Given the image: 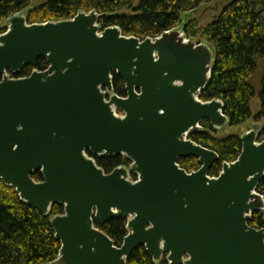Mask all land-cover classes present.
<instances>
[{"label":"water","instance_id":"95a60500","mask_svg":"<svg viewBox=\"0 0 264 264\" xmlns=\"http://www.w3.org/2000/svg\"><path fill=\"white\" fill-rule=\"evenodd\" d=\"M103 17L80 12L30 25L21 13L0 33V179L44 217L64 208L51 219L61 243L51 264H128L140 247L155 264L164 257L168 264H264V229L249 225L264 213L260 130L240 136L239 159L214 178L219 155L185 140L204 121L216 132L230 126L222 101L200 100L215 49L187 39L182 27L155 40L126 37L117 27L103 30ZM40 59L47 71L6 76ZM113 74L125 82V98L113 94ZM88 154L134 164L106 174ZM186 159L201 168L188 173L179 165ZM38 172L43 182L33 179ZM114 219L127 222L121 247L100 229Z\"/></svg>","mask_w":264,"mask_h":264},{"label":"trees","instance_id":"16d2710c","mask_svg":"<svg viewBox=\"0 0 264 264\" xmlns=\"http://www.w3.org/2000/svg\"><path fill=\"white\" fill-rule=\"evenodd\" d=\"M215 0H48L40 7L27 12L28 24H45L73 20L78 13L93 11L104 17L100 21L103 30L117 27L126 37L142 41L157 39L164 33L184 25L183 17ZM32 0H0V24L10 17L29 10ZM186 24V23H185ZM6 29L1 33H5ZM183 31L189 38L202 33L216 52L212 79L200 95L202 102L220 100L230 127L237 128L250 120L251 104L258 98L261 103L255 122L264 121V0H233L221 16L206 29H193L190 23ZM49 69L45 59L22 70L17 78L29 77L34 71ZM259 76V86L253 79ZM114 93L126 97L125 82L113 74ZM203 130L190 135V139L208 150L216 152L220 161L211 170V177H218L224 163L236 162L243 150L240 136L215 138L209 122L202 123ZM264 141V132L259 135ZM98 167L107 174L121 166L129 165L123 157L96 158ZM179 165L188 173L198 171L197 159L181 160ZM36 182H43V175H33ZM264 197V180L258 187ZM64 214V208L54 206L50 217H44L36 208L21 200L16 189L0 179V264H51L57 261L61 243L56 239L51 219ZM250 227L264 229V213L253 215ZM98 227V225L96 224ZM99 228V227H98ZM100 229L117 247H121L128 235L127 222L114 219ZM128 264H155L144 247L133 252ZM160 264H168L164 257Z\"/></svg>","mask_w":264,"mask_h":264},{"label":"rangeland","instance_id":"374dc122","mask_svg":"<svg viewBox=\"0 0 264 264\" xmlns=\"http://www.w3.org/2000/svg\"><path fill=\"white\" fill-rule=\"evenodd\" d=\"M47 2H48V0H32L29 10H27L23 13L27 14L28 11L35 9L37 7H40L44 4H46ZM232 2H233V0H215L211 4L203 5L197 11L192 12V13H188L187 15H185L183 17L184 25L181 27L184 28L185 25L190 23V27L193 29H198V30L206 29L217 18H219L221 16V14L225 10V8H227L229 5H231ZM8 24H9L8 20L3 21L0 24V33L2 30L6 29ZM184 35H185V33H184ZM201 36H202V33H200L199 36L195 37V38L194 37L189 38L187 35H185V37L190 39V40H194V41L199 42V43H208ZM258 79H259V76L257 77V79H256V77L253 79V84L255 87L259 86ZM260 108H261L260 100L258 98L254 99L252 104H251L253 117L250 120H248L244 125H242L240 127L233 128V127L229 126V127H226L224 130L217 132V134L214 133L212 135L215 138L229 137V136H233V135L241 136L245 133L255 131L256 129H259L260 134H261L262 132H264V121L261 123H257V122H255V119H254L256 117V115L259 113Z\"/></svg>","mask_w":264,"mask_h":264},{"label":"built area","instance_id":"2783aa9c","mask_svg":"<svg viewBox=\"0 0 264 264\" xmlns=\"http://www.w3.org/2000/svg\"><path fill=\"white\" fill-rule=\"evenodd\" d=\"M8 76H11V75L8 74ZM11 78H13V77H11ZM103 92H104V91H103ZM114 114H115L116 117H120V118H123V117H124L122 114H119L117 110H114ZM188 137H189L188 134H186V135H185V139L187 140ZM132 165H133V163H132V162H129V165H126L125 167H126L127 169H130V168L132 167ZM129 178H130V180H131L132 182H134V183H137V182L139 181V176L136 175V174H131Z\"/></svg>","mask_w":264,"mask_h":264}]
</instances>
